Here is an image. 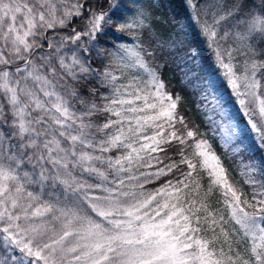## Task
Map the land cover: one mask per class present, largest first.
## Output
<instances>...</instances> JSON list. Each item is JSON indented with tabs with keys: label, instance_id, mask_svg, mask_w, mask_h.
Listing matches in <instances>:
<instances>
[{
	"label": "snow or ice",
	"instance_id": "6c2138e0",
	"mask_svg": "<svg viewBox=\"0 0 264 264\" xmlns=\"http://www.w3.org/2000/svg\"><path fill=\"white\" fill-rule=\"evenodd\" d=\"M185 5L157 50L193 65L231 155L246 147L251 200L140 42L154 38L150 9L0 0V264H264V0L243 15ZM110 33L134 42L102 47Z\"/></svg>",
	"mask_w": 264,
	"mask_h": 264
},
{
	"label": "trees",
	"instance_id": "16d2710c",
	"mask_svg": "<svg viewBox=\"0 0 264 264\" xmlns=\"http://www.w3.org/2000/svg\"><path fill=\"white\" fill-rule=\"evenodd\" d=\"M125 3H127L129 8H132L133 6L137 7L139 5V0H125ZM165 4L167 6H170L173 12L176 13V19L186 20V17L188 16V10L185 5V0H166ZM144 7L150 9V5ZM151 28L154 38L150 39L148 34L145 33L140 37V42H143L146 47H149V50L156 51L157 59L155 63L163 64L161 76L165 82L167 90L173 95V97H176V95H179L181 97V102L178 106V112L185 117V120L189 122L190 127L195 126L199 132L206 135V138L212 143L218 155H221V157L223 158L224 154L227 152L220 147L218 140L215 139L214 134L211 133L210 123L208 121L209 118L207 116L208 114L204 109L202 99L200 98L201 96L199 94L200 91L197 87L198 81L196 79V76L185 75V64L179 63V59L176 55L174 57H170L164 50L162 52L157 50L159 48V44L163 43V41L161 42L158 31L154 29L159 28V26H155L152 24ZM115 35L116 34L114 33H110L109 37L107 38L109 43L106 45L102 44L101 46L112 47L114 43H122L123 39H128V41L131 43L134 42L135 33H133L132 35L122 34V36H120L121 38H118ZM179 52L183 54V50H179ZM207 55L211 56L212 54L211 52H208ZM197 61H199V58H197ZM69 83H71V81H69ZM77 107H79V105H77ZM236 116L240 119L241 122L244 120V117L239 111L236 112ZM241 146L243 154L241 155L240 160H238V158L230 156V160L225 161L226 166L229 168L230 176L234 181H236L238 175H240V169H242V165L249 163V160L251 158L246 147L244 145ZM252 146L254 147V144ZM169 154L172 155L173 159H178V156L175 153ZM255 157L257 159L264 158V153H261L257 149L255 151ZM258 179H264V177H258ZM162 182L163 179L161 181H157L155 185L149 184L146 187H148L149 189L158 187ZM243 187L244 189H242L241 187L243 193L248 197L249 200H251V194L253 190H250V188H252V186L245 183L243 184ZM219 199V194L215 193L212 197L213 207L221 206L216 203V201H218Z\"/></svg>",
	"mask_w": 264,
	"mask_h": 264
},
{
	"label": "rangeland",
	"instance_id": "374dc122",
	"mask_svg": "<svg viewBox=\"0 0 264 264\" xmlns=\"http://www.w3.org/2000/svg\"><path fill=\"white\" fill-rule=\"evenodd\" d=\"M201 2H203V0H201ZM221 2L225 6L224 11H228L234 4H237V3L244 5V7L241 9V15L246 13L254 5L260 4V0H221ZM165 3H166V0H139V5L137 6V7H141V6L144 7V6L150 5V11H151V17H152L151 21H150L151 26H152V24L155 26H159V28H154V29L158 31V33L160 35L161 42L163 41V43L165 41H167L168 38L170 36H172L173 33L175 32V25L173 24V19L174 18L176 19V17H175L176 13L173 12L172 8L170 6H167ZM137 7L133 6L132 8L135 9ZM218 15H219V13H218ZM235 19H236L235 17H230L229 19L222 21L221 25H220V32L223 33V31L226 28L234 30L233 25L235 24ZM179 21L181 23L186 22L185 19H180ZM114 34H116L115 36L118 38H121L120 36H122V34H120V33H114ZM123 38H127V37H123ZM122 43L132 44L131 42L128 41V39H123ZM229 44H232L231 39H229V41L224 43V47H228ZM233 47H235V45H233ZM164 51L167 52L166 54L168 56L174 57L178 50L170 49L167 47V45H165ZM181 54L182 53L180 52V55ZM237 59H242V57L238 56ZM184 67H185L186 72H188V69L192 68L193 65L185 64ZM188 75L191 76L194 74L192 72H188ZM166 89H167V87H166ZM199 94L201 96V93H199ZM173 98H175V97H173ZM206 103H207L206 101L202 100V104L204 105V109H205ZM210 109H211V106L208 105V110H206V109L205 110L207 111V114H208L207 116L209 118L208 121L210 123L211 133L214 134L215 139L218 140L220 147L222 149H224L229 154V156H232L231 152H230V147H224L221 143L220 130L218 128L213 127L212 119L213 118L218 119V117H216V114L213 111H211ZM242 154H243V151H242V146H241V151L233 157L238 158V160H240ZM165 162H167V161H165ZM241 171H242V169H240V172ZM162 179H165V178H162ZM236 181H239L238 186L240 188L242 187V189H244L243 184H245V182H244V178L241 177V175H238ZM250 190H253V188H250Z\"/></svg>",
	"mask_w": 264,
	"mask_h": 264
}]
</instances>
